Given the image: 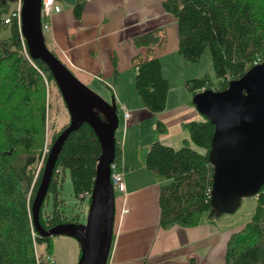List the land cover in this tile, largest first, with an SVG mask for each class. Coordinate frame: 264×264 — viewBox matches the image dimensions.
Returning a JSON list of instances; mask_svg holds the SVG:
<instances>
[{
    "label": "trees",
    "instance_id": "obj_1",
    "mask_svg": "<svg viewBox=\"0 0 264 264\" xmlns=\"http://www.w3.org/2000/svg\"><path fill=\"white\" fill-rule=\"evenodd\" d=\"M11 1L0 0V264H38L35 245L45 246L44 252H39L40 258H44L51 254L53 238L57 236L41 235L34 225L32 208L49 154L43 157L46 137L49 139L48 132L53 126L47 122L54 78L42 60L30 55L19 23L5 22ZM86 4L87 0H77L74 6L77 19L82 17ZM163 7L176 18L179 53L186 60L197 62L207 49L211 52L218 82L213 83L208 75L187 80V89L193 96L206 89H226L231 80L240 78L264 60V0H164ZM3 31H9V35H2ZM165 40L162 28L132 40L138 47H147L150 54L147 58L141 54L134 56L133 67L135 90L154 113L166 109L170 88L160 57L153 49ZM50 50L60 58L55 50ZM113 77L119 88L121 78L116 57ZM99 116L105 120L103 114ZM157 124L163 132V123ZM69 125L70 122L65 123L50 136L49 146ZM185 128L189 137L181 147L154 141L146 159L147 168L166 181L160 193L163 229L195 227L206 212L216 214L210 204L214 167L209 160L215 126L202 115V119L186 122ZM122 153L117 137L114 163L118 169L122 167ZM101 155L100 140L88 123L81 124L67 137L55 160L40 212L43 228L81 223L79 214L63 207L60 188L68 170L74 196L81 201L90 198L91 202ZM51 193L53 207L46 211L45 202ZM257 200L253 218L230 236L224 264H264V186ZM81 254L80 245V257ZM185 264L196 261L191 259Z\"/></svg>",
    "mask_w": 264,
    "mask_h": 264
},
{
    "label": "crops",
    "instance_id": "obj_2",
    "mask_svg": "<svg viewBox=\"0 0 264 264\" xmlns=\"http://www.w3.org/2000/svg\"><path fill=\"white\" fill-rule=\"evenodd\" d=\"M76 2L58 0L62 10L53 15V27L49 32L51 43L54 37L66 51L72 61L70 68L81 81L88 83L101 77L108 86L115 87L118 104H126L132 113L129 121L124 117L123 139L117 135L123 152L126 190L118 189L120 196H116L114 239L108 264H185L191 259H195L196 264H224L228 240L241 228L220 232L212 222V215L205 214L195 227L161 228L160 193L166 181L146 166L152 142L158 140L179 148L189 137L185 123L202 119L190 105L189 98H185V103H172V100H178L180 92L188 90L186 78L175 74L182 61L176 56L172 58L167 49L169 29L172 28L175 35L178 33L176 18L164 9V0H87L82 17L77 19ZM157 28L165 31L166 40L163 45L153 48L154 54L160 57L170 86L167 107L160 113L151 112L144 105L135 90L136 72L131 73L128 69V66L134 69V56L141 54L144 57L132 42L134 37ZM48 46L60 55L59 49L52 44ZM176 52L175 47L173 54ZM115 57L121 78L119 88L113 77ZM123 69L129 78L127 89ZM184 77L188 75L184 74ZM173 79L180 82L178 92L173 88ZM171 112L179 113L175 122L169 115ZM158 122L163 123V132L159 131ZM124 205L129 211L122 214Z\"/></svg>",
    "mask_w": 264,
    "mask_h": 264
},
{
    "label": "water",
    "instance_id": "obj_3",
    "mask_svg": "<svg viewBox=\"0 0 264 264\" xmlns=\"http://www.w3.org/2000/svg\"><path fill=\"white\" fill-rule=\"evenodd\" d=\"M21 31L30 55L42 60L51 71L71 118L70 125L49 151L32 206L34 225L42 236L80 234L82 254L78 264H108L116 220L111 175L119 113L50 50L42 28V0H24ZM192 103L215 126L209 151L214 167L210 204L216 214L234 213L244 198L258 196L264 186V60L240 78L231 80L224 90L206 89L195 94ZM99 113L105 117L104 121ZM83 123L95 130L102 147L88 222L45 229L40 223V212L49 191L55 160L67 137Z\"/></svg>",
    "mask_w": 264,
    "mask_h": 264
},
{
    "label": "rangeland",
    "instance_id": "obj_4",
    "mask_svg": "<svg viewBox=\"0 0 264 264\" xmlns=\"http://www.w3.org/2000/svg\"><path fill=\"white\" fill-rule=\"evenodd\" d=\"M15 7L14 1L10 2V8L13 9ZM10 9V10H11ZM2 35L8 36L9 31H3ZM169 40H168V51H171V57L174 56L179 57L180 61H182V64L180 67L176 70L175 74L178 77L179 75L182 76V78H186L185 80L193 79V78H200L205 75H208L213 83H217V77L214 72V69L212 67V60H211V52L209 49H207L203 56L200 58L197 62H189L186 60L180 53L178 49L179 40H178V33L175 35V32L173 29H169ZM47 44H51V36L49 32L45 33ZM176 47V53L173 54V50ZM139 51H142L144 54V57H148V48L147 47H137ZM178 65V63H176ZM128 69L131 71L128 66ZM169 71V67H168ZM124 77H125V85L126 89L129 88L127 86V83L129 82V78L126 77V71L123 69ZM132 73V72H131ZM130 74V73H129ZM170 74V73H169ZM184 74H187L188 77H184ZM132 81V74L130 78V83ZM173 82V88L175 91L178 92V88H180V82L178 80ZM83 82V81H82ZM85 84L91 88L93 91H95L97 94L102 96L109 104L112 106H115L117 108V111L119 113L120 117V127L117 132V135L123 139V129H124V113L119 107L118 99L115 96L112 89L103 81L101 80H94L93 82H85ZM132 85L134 86V81L130 85V89H132ZM187 96V97H184ZM193 95L190 91L184 90V92H180L178 100H172L173 104H181L185 103V98H189L190 105L196 109V107L192 104L193 101ZM51 100H52V106L50 110V119L48 120V124L53 125L51 131L48 132L49 139L46 137V144L43 152V157L45 154L49 153L51 146H49V142L51 139V135L56 131L61 129L65 123L70 122V115L69 112L64 104L62 95L60 93V90L54 81V84L51 85ZM199 113V112H198ZM172 118V121L175 122L176 118H178L179 113L178 112H171L169 114ZM201 115V114H200ZM179 119V118H178ZM174 129H177L176 127ZM117 136V137H118ZM49 141V142H48ZM42 166V161L39 162L38 169ZM119 188H115L116 196H120V192L118 190ZM60 199H63L64 202L63 207L67 208L74 214L80 215V222L83 224H87L88 217L90 213V198H87L83 201L78 200L74 196L73 187L71 183V177L70 172L66 170L65 172V180L63 182V186L60 188ZM257 196L247 197L243 199L242 205L239 207V209L230 214H212L209 212L205 213V216L208 215V217L212 218V222L215 224V227L218 231L222 232V229H226L227 231L233 230L236 228V230L242 228L249 222L256 212L257 209ZM53 207V194L51 193L50 197L45 202V210L49 211ZM223 235V234H222ZM82 236L80 234H77V236H67V235H57L53 238V250L51 254L55 256L57 262L56 264H78L79 257H80V241H82ZM220 239V238H219ZM218 240V239H216ZM45 246H39V251L44 252Z\"/></svg>",
    "mask_w": 264,
    "mask_h": 264
},
{
    "label": "built area",
    "instance_id": "obj_5",
    "mask_svg": "<svg viewBox=\"0 0 264 264\" xmlns=\"http://www.w3.org/2000/svg\"><path fill=\"white\" fill-rule=\"evenodd\" d=\"M13 1L15 3V7L10 10V14L5 19V22L11 23L12 21H17L21 27V25H22V8H23L24 0H13ZM61 10L62 9H61L60 5L58 4V0H42V28H43L44 33L50 32L52 30L53 15H54V13L60 12ZM51 44L54 48L60 50L59 51L60 58L70 68L72 61H71L69 55L66 53V51L64 49H62L60 47V45L58 44V42L56 41V39L54 37H52V43ZM98 78L103 81V79L101 77H98ZM109 87L112 89L115 96L117 97L115 87L113 85H109ZM119 107L123 111L126 121H129L131 119V116H132V113L129 110V107L126 104H123V103L120 104V102H119ZM124 173L125 172H124L123 166L120 169H118L116 167L115 163L112 164L111 178H112V183L114 185V188H119V190L125 192L126 186H125V181H124V177H125ZM128 211H129V209L126 207V205H124V207L122 209V214H125ZM34 236H35V233H34ZM35 246H36V253H37V257H38V264H41V263H43V264H56L57 260H56L55 256H53V254H48V255H45L44 258H40L39 247L37 245H35Z\"/></svg>",
    "mask_w": 264,
    "mask_h": 264
}]
</instances>
